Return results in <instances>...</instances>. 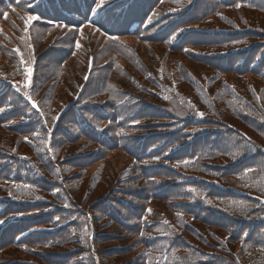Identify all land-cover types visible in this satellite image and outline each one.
<instances>
[{
	"label": "trees",
	"instance_id": "16d2710c",
	"mask_svg": "<svg viewBox=\"0 0 264 264\" xmlns=\"http://www.w3.org/2000/svg\"><path fill=\"white\" fill-rule=\"evenodd\" d=\"M0 9V264H264V0Z\"/></svg>",
	"mask_w": 264,
	"mask_h": 264
},
{
	"label": "rangeland",
	"instance_id": "374dc122",
	"mask_svg": "<svg viewBox=\"0 0 264 264\" xmlns=\"http://www.w3.org/2000/svg\"><path fill=\"white\" fill-rule=\"evenodd\" d=\"M7 25V24H6ZM4 27V26H3ZM66 42V40H61V41H59V42H57V44H55V49H56V53H54L53 54V52H51V53H48V58H47V62H48V65H46L45 67H46V71H48V72H52V70H53V68L55 67V63H56V61H58L59 59H61L65 54H66V52L69 50V47L68 46H66V45H64V43ZM50 44V43H49ZM49 44H44V46L45 45H47V47H48V45ZM43 47V46H42ZM44 67V68H45ZM209 67V66H208ZM223 113H228L229 114V112H228V110H225V111H223ZM230 115V114H229ZM244 129V128H243ZM217 147H220V146H217ZM215 165H221V164H223V162L222 161H217V162H215L214 163ZM102 187H104L105 188V190H107L108 191V189H109V185L108 184H105V185H103ZM96 197H94V199H95ZM108 245H114V243H112V244H108ZM103 246H104V244H103ZM8 248V247H7ZM6 248V249H7ZM9 251H7L6 253H8Z\"/></svg>",
	"mask_w": 264,
	"mask_h": 264
},
{
	"label": "snow or ice",
	"instance_id": "6c2138e0",
	"mask_svg": "<svg viewBox=\"0 0 264 264\" xmlns=\"http://www.w3.org/2000/svg\"><path fill=\"white\" fill-rule=\"evenodd\" d=\"M100 2L102 3L103 0H100ZM36 19H38V17H35V16H29L27 23H28V24H31V22H32L33 20H36ZM28 72H29V75H31V69H29ZM200 115H203V113H201ZM0 223H2V221H0ZM141 235H143V233H142Z\"/></svg>",
	"mask_w": 264,
	"mask_h": 264
}]
</instances>
